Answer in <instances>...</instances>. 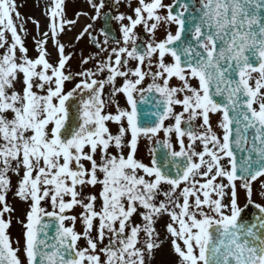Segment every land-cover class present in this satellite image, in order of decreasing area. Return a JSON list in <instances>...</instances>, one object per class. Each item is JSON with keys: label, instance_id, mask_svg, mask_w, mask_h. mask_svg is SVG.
<instances>
[{"label": "snow or ice", "instance_id": "snow-or-ice-1", "mask_svg": "<svg viewBox=\"0 0 264 264\" xmlns=\"http://www.w3.org/2000/svg\"><path fill=\"white\" fill-rule=\"evenodd\" d=\"M88 3L96 12L92 19L99 18L105 0ZM16 8L15 0H0V264H21L7 234L11 219H5L13 212L6 200L10 173L19 177L16 196L30 201L22 222L27 264H150L160 246L154 225L165 214L181 264H264V205L252 200L253 183L264 187V0H138L132 15L110 17L120 23L122 42L95 70L76 73L80 80L67 93L65 82L74 79L65 74L71 56L56 37L75 21L66 19L64 0H53L49 9L56 65L47 59L48 32L35 40L37 57H29L13 21V14L20 18ZM173 24L175 33L157 41L155 33ZM138 26L151 39L141 38ZM91 28L77 40L87 34L108 52V34L102 30L101 42ZM96 59L90 55L81 63ZM129 61L136 66L128 67ZM105 72L106 79H97ZM146 77L152 82L143 87ZM121 94L127 107L119 104ZM76 96L70 116L66 102ZM150 102L153 111L141 109ZM112 106L114 113L107 111ZM214 114L221 115L220 135L211 124ZM166 120L174 123L165 127ZM161 131L175 134L179 150L166 139L160 160L155 149L150 165L136 159L140 138L152 141ZM238 187L258 210L252 220L242 218ZM77 207L79 217L68 215ZM78 218L82 233L75 230ZM81 240L86 247H77Z\"/></svg>", "mask_w": 264, "mask_h": 264}, {"label": "rangeland", "instance_id": "rangeland-1", "mask_svg": "<svg viewBox=\"0 0 264 264\" xmlns=\"http://www.w3.org/2000/svg\"><path fill=\"white\" fill-rule=\"evenodd\" d=\"M31 1L30 4V9L33 8V0H28V2ZM67 2H71V0H67ZM73 3L75 5L80 6L79 8H82L86 11L87 14H89L90 12V7L89 4L87 2V0H73ZM70 4V3H69ZM34 5L36 6V1L34 3ZM49 5V4H48ZM78 8V9H79ZM25 14L26 13V9H25ZM70 15V14H69ZM33 21H35V18H33V16L31 17V27H30V31L32 32V36L33 38L31 39L33 44H35V40L36 39H41L40 36L38 35V33L41 31V28H37L36 23H34ZM36 22H38L36 20ZM39 23V22H38ZM176 25H174L175 27ZM175 29V28H174ZM7 36V32L5 33V37ZM161 37H158V40H160ZM49 41H47L46 47L48 46ZM34 52H36V50H33ZM49 52V50H47ZM36 54V53H35ZM256 74H253V76L255 77ZM192 84H198L197 80H192L191 81ZM17 87L21 90L22 89V85L21 84H17L16 85V91H18ZM182 109L179 108V106H177L176 111H181ZM174 121L173 120H166L164 122V126L167 127L171 124H173ZM164 139V140H169V142L173 145V148L175 150H179V146L176 140V136L175 134H171L170 137H165V134L163 131L159 132L157 134V137L152 140L149 141L146 138L141 137L138 143V160L143 162L144 164L150 165V161H151V153L150 150H152V146L154 145L155 141L158 139ZM188 141L185 138V144H187ZM197 150H201L200 147L197 148ZM140 175H143V173H139ZM10 178H11V187L10 190L7 193V203L8 205L13 209V212L6 213L5 214V219H11V224L10 227L7 229V234L9 236L10 239V243L12 245V247L14 249H19V251L17 252V256L20 259L22 264H27V258L24 252V245H25V228L23 227V223L22 222H26V214L27 212L30 210L29 209V204L30 201L26 202L24 200H21L18 196H16V189L18 186V181H19V177H17L16 175L10 173ZM147 179V178H146ZM264 191H257L255 192V196L257 199L264 201ZM70 199V197H66L65 198ZM42 207L46 208L47 210L51 211V205L50 202L44 201L42 202ZM83 210H75L73 209L71 212L68 213V215H76L77 217H79V214L82 212ZM167 216L165 217V215L161 216L159 219H157L154 227L156 229V233L158 235V240L157 243H159V247L153 250L152 253V258L150 261V264H181L180 258L179 256H177V254L175 253V251L173 250L172 247V237L171 235L167 232L166 229V225L168 223H170L171 221L167 220ZM133 220L135 223H142V221L140 220V218L138 216H134ZM66 223L68 224V226H71V222L66 221ZM83 224L82 222L79 220V218L77 219L76 225H75V230L77 232H83ZM96 235L95 230L93 231V236ZM141 236H143V234H141ZM178 243L182 244L181 241H177ZM108 243V238L106 237L104 240V244ZM86 241L81 240L78 241V248H84L86 247ZM100 247H102L103 245H99ZM101 259L104 260V256L101 254ZM146 261H147V257H146Z\"/></svg>", "mask_w": 264, "mask_h": 264}, {"label": "flooded vegetation", "instance_id": "flooded-vegetation-1", "mask_svg": "<svg viewBox=\"0 0 264 264\" xmlns=\"http://www.w3.org/2000/svg\"><path fill=\"white\" fill-rule=\"evenodd\" d=\"M164 2L166 4H168L170 2V0H164ZM129 4H131V8L128 6ZM138 4V0H121V3L119 4V6H116L114 4V0H105V6L107 5V11L106 12H109V18L110 17H114L116 15H119L121 13L125 14V15H132V8L136 7ZM104 6V7H105ZM164 13V10H162V14ZM104 14V13H103ZM100 17V16H99ZM102 18V17H101ZM114 30H115V33L117 35V38L115 39H112L111 37L108 36V43L106 45H103L104 47H106L108 49V52H101L99 48H97L95 46V44L93 43H89L88 44V50L86 52V57L92 55V56H97L98 54V59L96 60H90L89 63H88V66H89V69H92V70H95V66L97 63H99L100 60H104V59H107V56L108 54L110 53L111 49L113 47H116L117 46V41H121L122 42V33L120 32V23H118L115 19H110L109 21ZM125 23H127V21H125ZM92 25V28L90 29V32L94 33V31L96 30L98 33V40L99 41H103L105 39L104 35H102V20H99V18L93 20L89 23ZM88 24V25H89ZM172 25H165L163 26L162 28H160L158 31H161V32H167L170 28H171ZM158 31L157 33H155V38L157 40V36H158ZM136 32L137 34L141 37V38H145V39H151V37L147 36V34L144 33V29H143V26H138L137 29H136ZM139 42V41H138ZM167 58V57H166ZM136 66V62L135 61H129V64H128V67L130 68H134ZM155 70V69H153ZM107 77V73H101L97 79H106ZM122 79L121 78H118L117 79V82H116V85L117 87H119L121 84H122ZM151 79L146 77L145 78V81L143 83V87H147V85L149 83H151ZM110 86L106 85L105 86V90H104V98L105 99H108L109 98V93H110ZM118 100H119V104L122 108L124 107H127V104H126V98L121 94L119 95L118 97ZM107 111H111L114 113L115 111V107L112 106L110 107L109 109H107ZM211 124H212V127H213V130L217 132L218 135H220V128H219V124L217 122V118L215 117H211ZM256 188V184L253 183V192H254V189ZM252 200H253V196H252ZM246 205H248L247 207H245ZM242 209H244V211L246 210H252L253 209V205H250L249 203H245L244 205L240 206ZM244 211L242 212V214H244Z\"/></svg>", "mask_w": 264, "mask_h": 264}, {"label": "water", "instance_id": "water-1", "mask_svg": "<svg viewBox=\"0 0 264 264\" xmlns=\"http://www.w3.org/2000/svg\"><path fill=\"white\" fill-rule=\"evenodd\" d=\"M217 99H219V98H217ZM141 109L142 110H148V111H153L154 109H152V107H151V102L149 103V104H144V105H141ZM162 145V144H161ZM243 155V154H242ZM256 216V215H255ZM254 216V217H255ZM253 217V218H254ZM45 222H48V223H52L51 221H49L48 220V218H45ZM54 232H55V225L54 224H52V227L49 229V233H50V235H52V234H54Z\"/></svg>", "mask_w": 264, "mask_h": 264}]
</instances>
